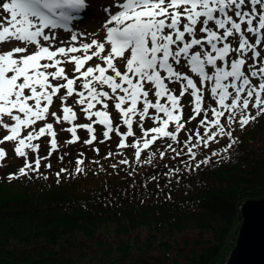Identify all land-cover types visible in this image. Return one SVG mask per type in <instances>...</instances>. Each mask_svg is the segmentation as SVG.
Listing matches in <instances>:
<instances>
[{"label":"snow or ice","instance_id":"obj_1","mask_svg":"<svg viewBox=\"0 0 264 264\" xmlns=\"http://www.w3.org/2000/svg\"><path fill=\"white\" fill-rule=\"evenodd\" d=\"M87 8L86 0L0 3L8 14L0 22V46L13 45L0 50V127L7 131L0 145L12 143L14 155L23 159L9 180L29 173L47 179L40 169L42 161L51 169L48 161L61 148L58 126L70 134L65 147L82 144L97 155L95 145L115 135L118 151H108L105 159L132 149L138 164H152L157 153L151 149L163 142L161 159L166 153L173 161L186 157L183 170L194 171L213 157L223 160L221 154L239 143L234 124L243 130L264 117V0H112L102 8L104 36L92 34L85 42V34L70 25ZM185 98L187 105L181 103ZM56 101L60 114L51 111ZM81 117L88 122L77 123ZM148 122L154 126L146 127ZM78 130L88 138L81 141ZM45 137L49 150L41 156L39 141ZM222 142L224 147L213 150ZM205 150L211 155L198 159ZM7 155L0 147V168ZM75 163V174H82L83 153ZM121 165L129 160L110 167ZM181 172L176 167L165 175L178 180ZM62 173L68 169L55 173L57 183Z\"/></svg>","mask_w":264,"mask_h":264},{"label":"trees","instance_id":"obj_2","mask_svg":"<svg viewBox=\"0 0 264 264\" xmlns=\"http://www.w3.org/2000/svg\"><path fill=\"white\" fill-rule=\"evenodd\" d=\"M189 112L185 107V117ZM233 129L239 143L221 154L223 160L213 157V163L194 171L183 170L186 157L173 161L166 153L161 159L163 142L151 149L157 153L152 164H138L132 149L105 159L108 151H118L115 135L95 145L97 155L86 145L65 147L70 134L58 126L61 148L48 161L51 169L44 161L40 169L47 179L29 173L9 180L23 159L5 142L0 145L8 153L0 168V264H96L93 257L97 264H223L239 225L240 203L264 197V117L243 130L235 124ZM101 133L97 129L98 140ZM78 135L81 141L88 138L84 130ZM48 140L39 141L41 156L48 154ZM224 146L222 142L213 150ZM64 152L68 155L61 162ZM80 153L84 172L77 175ZM205 155L211 154L205 150L198 159ZM124 158L129 165L110 167ZM176 167L182 169L178 180L165 175ZM61 168L68 173L57 183L55 173Z\"/></svg>","mask_w":264,"mask_h":264},{"label":"water","instance_id":"obj_3","mask_svg":"<svg viewBox=\"0 0 264 264\" xmlns=\"http://www.w3.org/2000/svg\"><path fill=\"white\" fill-rule=\"evenodd\" d=\"M240 223L223 264H264V197L243 200Z\"/></svg>","mask_w":264,"mask_h":264},{"label":"rangeland","instance_id":"obj_4","mask_svg":"<svg viewBox=\"0 0 264 264\" xmlns=\"http://www.w3.org/2000/svg\"><path fill=\"white\" fill-rule=\"evenodd\" d=\"M2 2H4V0H0V3H2ZM111 2H112V0H92V3H90L91 12L89 11L90 14H89L88 18L86 19L87 21L79 24L77 26L76 30L74 31L76 33L85 34V35L81 36V39H84L85 42H87V37L89 35H92V34H95L97 38H102L104 36L105 32H104V29L102 27L101 21H102V19H105L106 17H105L104 12L102 11V8L108 6L109 4H111ZM113 11H116V9H113ZM7 15H8L7 13H3L2 9H0V22H3L4 17ZM61 34L63 37H69V33H61ZM12 46L13 45L5 44L3 46H0V50H10V48ZM96 62H99V61H96ZM70 69H71V65L66 66V70L70 71ZM73 101H74V98H70L68 101V104L73 105ZM58 105H59V101H56L54 103L53 107L51 108V110L54 109V111H57ZM77 111H78V115H80L78 109H77ZM109 111L112 114L113 121L115 119H118L116 112L113 111L111 106L109 108ZM5 120L7 121V117H5ZM7 122L10 123V121H7ZM77 122L78 123H87L88 121L86 119H84L83 117H81V119H79ZM0 132L2 133V135L7 134V131L4 130L2 127H0ZM239 223H240V220H239ZM238 227H239V225H238ZM238 227L236 229V233H237ZM236 233H235V236H236ZM85 241H87V240H84L83 242H85ZM89 256H93V255H89ZM91 260L97 264V260L95 259V257L91 258ZM104 260H106V259H104ZM106 261H108V260H106ZM83 263L84 264H92L91 262H87V263L83 262Z\"/></svg>","mask_w":264,"mask_h":264}]
</instances>
